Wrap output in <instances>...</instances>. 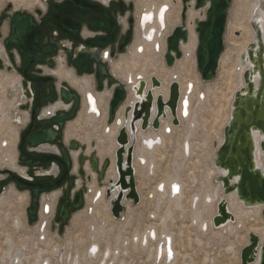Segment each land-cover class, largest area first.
<instances>
[{"label": "water", "instance_id": "obj_1", "mask_svg": "<svg viewBox=\"0 0 264 264\" xmlns=\"http://www.w3.org/2000/svg\"><path fill=\"white\" fill-rule=\"evenodd\" d=\"M56 2L58 0H50ZM182 9L180 12L179 24L172 28L169 34L165 37V50L163 60L166 68H172L175 61L182 57L180 49L181 44L186 43L189 37L187 29V11L193 9L201 13V18H196L191 22L196 36L195 61L196 69L200 75V80L204 83L211 82L215 79L219 68V61L223 54L225 43V32L228 11L232 0H180ZM52 11L46 16L49 24L56 27L62 34L69 37H75L74 32L77 29V24L71 21L72 18L86 21L92 30H101L107 36L96 40H88L86 46L96 47L97 52L80 53L78 56L70 57L72 66L76 68L79 74H95L98 89H103V80L107 79L109 84L117 81L114 74L110 71L112 61L106 63L103 61V56L106 58L107 51H102V47L112 43L115 36L120 34L124 26L129 24L128 35L134 33V20L131 17L127 22L125 14L110 12L103 6H93L91 3L83 0H68L62 5H53ZM97 12V18H93L88 14L89 10ZM40 14L39 10L35 11ZM1 24V17H0ZM255 29V47L254 44L248 47L242 56L241 61L245 62V56L248 61L253 64V68L258 70L259 82L254 89L252 79V71L245 70L243 78V86L234 93L231 103V114L227 125L223 128L222 143L218 146L215 152L213 165L225 171V175H217L214 180L221 184L223 193L229 194L234 192L237 199L244 206L261 205V217L264 220V174L255 167V148L252 142V133L264 138V44L262 40L261 30L258 24L253 22L250 24ZM40 31L37 23L30 14L15 12L10 18V34L4 41V46L7 50L13 49L22 57L29 59L31 62H47V55L51 54V47L47 44V36L44 35L40 41ZM44 48H41V46ZM123 46H120V50ZM158 50V46L155 45ZM102 51V53H101ZM126 55H132L128 51ZM102 56V57H101ZM109 56V53H108ZM123 56V55H122ZM119 56H114L116 60ZM3 68V61L0 59V69ZM8 69V68H7ZM109 69V71H108ZM20 74L28 80L37 84V92L41 93V85L49 80L50 77H40L26 75L23 69L18 70ZM139 80L138 92L143 95L146 92L145 100L142 103H137L132 109L130 105H126L122 110V118L126 121L133 113L134 120H140V130L147 131L159 130L160 121L167 119L168 114L171 116V124L179 125L178 104L180 99L179 85L176 82H171L168 87V98L159 95L156 98L153 96V91L161 87V83L155 77L149 79V87L144 79ZM105 83V82H104ZM58 90L51 86L49 92L42 99V104L46 107L40 110L42 117L30 128L26 129L18 146V153L21 154L20 159L26 161V164L40 166L44 163H50V170L38 167L36 183L29 184L19 180V188L26 186L32 187L31 205L33 209H29V218L33 219L36 212V202L40 192L49 191L58 187L72 173L75 172L84 180V189L86 185L92 182L91 174L95 175V180L101 181L106 171L110 166V161L101 162L95 152V141L89 144L90 153H86V148L80 147L75 141H71L70 147L67 148L60 144L57 149L49 150V144H52L57 136L60 135L59 130L64 126L65 122L73 121L81 109L80 97L76 90L71 89L66 83H60ZM191 92V84L188 85L187 94ZM254 94V95H253ZM128 95L127 86L121 82L115 84L112 88L111 98L108 102L107 120L110 123H115L119 127L115 138L117 148L115 150V167L118 172V180L115 183L114 189H118L117 198L114 200V205L111 208V214L114 218H118L122 213L121 200L125 193L124 199H131L133 203H139V197L136 192V181L134 178V170L132 167L133 160V145H129V137L137 132V129L131 125L130 133L127 132L125 126H121L117 118L120 109ZM186 98L182 104L185 105ZM57 102H61L67 108L53 110L52 107ZM151 113V115H150ZM154 113V114H152ZM182 116L185 117L184 111ZM137 121V122H138ZM108 131V127L106 128ZM168 133V128L165 129ZM28 138V146L31 149H26L25 142ZM128 148L125 150V148ZM47 147L46 150L41 148ZM259 147L264 151V140H261ZM37 149V150H34ZM81 152H80V150ZM47 152H50L47 154ZM77 152L76 166L72 157V153ZM54 165V166H53ZM52 170V171H51ZM59 172L58 178H51L49 173ZM237 179L235 183H230L233 179ZM74 176H70L69 186L78 187V181H74ZM108 184H112L109 180ZM82 186V185H81ZM177 188L178 186L175 185ZM111 187L106 190V197L110 196ZM113 189V190H114ZM177 190V189H176ZM82 190L76 192L73 199L71 191L67 189L64 193V202L57 210V220L65 223L69 217L67 207L77 210L82 207L83 196ZM178 194L172 188V195ZM214 227L218 228L226 224L228 221H233L231 214L227 212L226 202L218 203L217 214L213 217ZM151 238L154 234L150 233ZM165 247L167 250L168 260L172 259L171 238H165ZM92 253H95L96 248H90ZM95 250V251H94ZM240 264H252L258 257L257 264H264V239L255 234H249L248 243L240 250Z\"/></svg>", "mask_w": 264, "mask_h": 264}, {"label": "bare ground", "instance_id": "obj_2", "mask_svg": "<svg viewBox=\"0 0 264 264\" xmlns=\"http://www.w3.org/2000/svg\"><path fill=\"white\" fill-rule=\"evenodd\" d=\"M30 1H31L30 5L37 4V7L40 5L43 7L44 5L42 3V0H30ZM251 2L253 3H251L249 7V16H248L247 22H249V26L251 27V30L253 32V37H252V32H251L250 38L239 46L240 48H239V53L236 59V67H234L236 69V85H235L234 90L231 92L228 98L229 99L228 100V105H229L228 121L230 119L231 103L233 100L234 93L243 86L242 75L244 71L245 70L252 71L251 80L253 81L254 89L257 88L258 82H259L258 70L255 71V69L253 68V64H251L248 61L247 56H245L244 63L241 61L242 54L246 50H248V47H252L250 45L254 44L253 47H255V50L257 47L255 45V42H256L255 41V29L250 25L253 22L258 24V27L261 30L262 40L264 44V0H251ZM177 4H179V0L178 1L177 0H156V2H151L150 4L142 8L137 14L138 31L136 33L137 34L136 40L134 42V45L132 46L133 53L131 57L128 59H121L120 62L118 61L114 64L112 61V64H111L112 73L116 76V78L118 77L119 80L127 86L128 95L125 100V103L123 104L122 108L120 109L118 113L117 118L119 119L121 126L126 127L128 133H130L131 131L130 127L132 123L135 129H137V132L133 135V137L132 136L129 137L128 146L134 143L132 144L133 145L132 167L134 170V178L138 175V177H140L141 179L143 176V179H144L143 182H145L147 178L150 177V175L153 176L156 170V162H155V159H152L151 155H153L155 152L159 151L161 148H164L166 146L167 138L171 136L173 132L176 131V128L179 127L181 123L183 122H188L189 129L187 133L185 134L184 139L181 142V145H180L181 149L179 151H181L180 152L181 157L183 158H185L188 154L192 152L193 149H192V144L190 143L191 139L189 141V137L196 125L195 124L196 120L194 118V108H193L194 97L197 96V103H202V100L205 99V97L207 96V93H209L208 92L209 84L205 85L204 92H202L203 90L200 89L198 75L195 71L196 69V61H195L196 36H195L193 25L191 24V22H193V20L196 18H201V13L199 11H194L193 9H189L187 11V29L189 32V37H188L187 42L181 44L180 46L182 57L175 61L172 68L167 69L162 65V56L165 50L164 39L171 31L172 25L174 23H176L174 25L179 24L178 15H177L175 22L173 24L170 23V20L173 18L174 8ZM236 30H239V29H236ZM155 45L158 46V50L155 49ZM2 51H3V47L0 46V59L5 64V62L7 61L5 60V58H3ZM149 52L153 54L155 53L159 54L161 66H163L162 69L156 66L155 65L156 63L154 64L153 62L151 63V61H149V62H145L144 66L146 65L147 67H150L151 71L155 72V73L151 72L150 76H146L142 74L143 73L142 71L141 73H135V74L128 73L125 76L122 74V70L126 69V67L123 66V64H126L129 60H133L134 58H137V57L145 58L144 56H146V54H148ZM105 57L106 59L109 60L108 52ZM222 59H223V55L221 56L220 60ZM263 63H264V59H263ZM219 64H221V61H219ZM60 66H61L60 68L56 70H48V72L52 76H55L56 78H58V81L65 80V82H67V84H69L71 88H73L77 92H80L83 95L84 100L81 105V110H79L80 112H78L79 114L77 115L80 116L83 114L85 122L87 123L92 122L94 124L98 122L99 123L98 125L103 127L101 136H98L97 134H95L96 135V137H94L95 140H91V138L88 135H87L88 137L86 136V137L74 138L75 136L74 132L67 128L65 130L64 137H63L64 141L67 143V141L70 139H75V140L78 139L80 143L86 146L87 154L90 152V148H89L90 142L95 141V149L97 151V155L99 159L103 160L104 158H106V159H109L111 162L107 170L108 172H106L107 174L106 176L108 177V179H106L107 185L104 188H101V187L98 188L99 181L97 180V186H98L97 187L95 175L91 174V176H93L92 177L93 180L90 184L87 185L88 191L85 192L84 194V200L88 202L86 204H89L88 207H91L90 210L87 207L86 212H90V211L92 212L93 209L100 204L102 207L101 211L105 215V221H103L99 225V227H97L95 224L89 225V236H90L89 246L81 254H79L78 252L73 254V256H71V254H67L66 262L70 264H93L95 261H97L98 264H110V262L111 264H125V262L122 260V257L130 255V259L131 258L132 259H136V258L142 259L143 261L141 263L143 264H149V263L150 264H177L178 259H179V252L177 251L175 247V240H173V238L170 236L171 235L170 230L167 228V225H166V222L170 215V214H167L170 212L169 208H168L169 211L164 212V214L161 216L159 220L160 224H159L158 232L155 231L154 227L152 226H149L148 228H146L145 231H143L140 234L134 231L130 239L131 241L130 245L127 247V245H125L126 240L125 239L121 240L120 242L121 249L114 247L112 249L111 255H109V250L106 247L104 249H101V246L99 245L100 243L98 242V237L101 236L102 232L105 230L106 221L110 219L111 208L114 205V200L117 198L118 191H119L118 189L116 190L114 189L115 183L118 180V172L115 167V150L117 148V145L115 143V138L118 133L119 127L117 126L115 121L109 126L106 124L108 102L111 98V91L106 89L105 91L95 92L92 89L93 85L91 83L92 81L90 77L89 78L88 77L73 78L70 70L62 68V64H60ZM152 76L157 78L159 82L161 83V87L153 91V96L155 98L161 95L164 98V100L167 99L168 98V87L170 83L176 82L179 85L180 99H179L178 113H177L178 118H179L178 126H174L171 124V116L169 114H168L167 119H162L160 121L161 127L157 131L151 130V129L147 131L140 130L141 121L137 120L138 121L137 122L136 120H134L133 113H130L126 121L123 120L122 110L124 106L130 105L133 109L137 103H142L145 100L146 92L144 91L143 95H140L138 92V88H139L138 79L146 80L147 88H148L150 85L149 79ZM1 80L2 81H0V90H3L4 94L7 93L8 90L17 86L20 83V78L15 76L14 73H7L3 75ZM166 82H168V85L166 84ZM189 84H191V92L187 94ZM10 91H8V93ZM12 91L13 92L15 91L16 93H19V94L22 93L21 89H18V91L17 89H12ZM19 94L14 95L10 99L4 100V103L8 107L6 108V110L4 109V105L0 101V133L3 132L4 127L9 124V126L4 131V133L7 135L10 145L11 143L18 140L17 133H18V129L20 130L19 124L22 123L19 118L15 119L13 114L11 115V110H10V107L12 106V104L14 105V103L18 99ZM201 94L202 96H200ZM184 98H186L185 105L182 104ZM61 108H67V107L63 106L61 102H57L56 105L52 107L53 110H59ZM182 111H184L185 117L182 116ZM24 121H26V117L24 118ZM227 123L225 125H227ZM12 124H14L15 127ZM68 125L70 124L68 123L67 127ZM107 127H108V131H106ZM166 128H168L169 130L168 133L165 131ZM251 138H252V142L255 148V153H254L255 154L254 156L255 167L259 168L264 174V151H262L259 147L261 140H264V138L259 137L255 133H252ZM222 139H223V130H222V138L219 141L220 144L222 143ZM3 142H5V146H2ZM0 145L4 148V152H5L3 157L1 158L0 168L11 170V171H18L20 174L24 175L23 172L21 173V169L18 168L16 165V154H17L16 151L14 149H11L10 145L6 147L8 143L4 139H0ZM195 145H197V143ZM128 146L125 148V150L128 148ZM218 146L216 144L215 152ZM41 149L46 150L47 147H43ZM77 155H78L77 152L72 153L75 166H76ZM161 158H164V156H162ZM214 158H215V155H214ZM144 170H146V175H143ZM176 172L177 171H175L173 175L166 177L164 180L157 182L155 184L154 189L148 192V194L146 195L148 203L153 202L154 207H155V212L147 213L148 220L151 218V215H154V220L158 218L157 211L165 203L170 206H173L174 210L179 211V214L185 215L186 209L183 204L185 189H184V186L182 187L183 182L180 180V177L178 173ZM225 174H226L225 171H222L220 168L213 167L209 169L208 176H207L209 179V187H207L206 191H203V194L201 193L202 192L201 190L203 189H201L200 190L201 192L199 191L198 194L192 195L190 197V201H189V210L191 212V219H190L191 225L190 226L193 228H196L201 235H206L209 232H214V231H216L218 235L220 234V236H224L225 234H232L235 229L240 228V225L242 224V220L248 218L251 221H253L255 216L260 215L259 214L260 210L262 211L263 209V206L261 205H255V206H249V207L244 206L242 202H240L237 199L236 194L234 192L229 193V194H224L221 184L219 183L214 184L213 180L215 176L225 175ZM109 180L112 181L111 185L108 184ZM236 181L237 179L235 178L230 183L232 184V183H235ZM175 185H177L178 187L176 188ZM110 187H111L110 196L106 197V190L107 188H110ZM172 188L173 190L175 188V191H177L178 194L171 195L170 192L172 191ZM136 192L138 194L139 203H140L142 196L140 197L141 193L138 192L137 184H136ZM150 194H151L152 199H149ZM7 195L9 196L8 198L10 200H14L15 202H18V200L22 198V197H17L20 195L13 194L11 193V191ZM199 195H202V199H198ZM6 196L1 198L0 206L2 205L4 200H9L8 198H6ZM124 196H125V193L123 194V199L121 200V206L123 208L122 213L125 211V208H126L125 206H127V209L130 208V205L128 203H133L131 199H124ZM25 198L26 197H24V199ZM197 199L198 201H196ZM220 201L226 202L227 212L231 214V216L233 217V221H228L226 224L222 225L221 227L216 228L214 227L212 220H213V217L217 214L218 203ZM42 204L43 205L47 204L49 208L51 209V206L49 205L48 202H42ZM200 204L202 205V207ZM210 210L211 211L213 210V214L208 215ZM122 213L120 214L118 218H114L112 214H111V217L114 218L115 220L121 219L123 218ZM130 214L131 213L128 211L127 217L125 219L123 218L125 221L124 225H129V218L131 219ZM40 215L41 213L39 214V218H40ZM4 218H7V214L5 215ZM43 218L45 219V217ZM41 223L38 226V234H37V240L39 242H41V240L42 241L45 240L44 236L47 233V230L45 231V228L40 231L39 227L41 226ZM90 226H93V228H91ZM250 230L251 232H253L250 234L257 235L260 238V240L264 239V223H262L261 226H259L258 223H254ZM149 232H154V238H150L148 236ZM40 236H42L43 238H41ZM135 236H137L138 238L136 241L134 240ZM166 237L171 238V248H172L171 250L173 253L172 259H169L167 261H166V257H167L166 248L164 244L165 243L164 239ZM44 242H46V240ZM135 242H139V243H135ZM247 243H248V240H247ZM92 246L96 248V251L94 250L95 253H92L90 250ZM62 247L60 248L59 246H54L51 251V254H53L54 256H58L59 264H63L60 259L65 254V247L64 246ZM22 250L23 249L19 250L17 252V255H20L21 258H25V255ZM116 250H119L118 255H116V252H115ZM46 255H47V251L39 248V251L37 252L36 257L32 260V264H41V263L52 264L49 258L46 257ZM4 256L9 259L13 256V253L10 251V248H7V251ZM239 260H240V257H239ZM257 263H258V257L256 258L255 262L252 264H257ZM183 264H192V263L190 262L189 259H186L183 261Z\"/></svg>", "mask_w": 264, "mask_h": 264}, {"label": "rangeland", "instance_id": "obj_3", "mask_svg": "<svg viewBox=\"0 0 264 264\" xmlns=\"http://www.w3.org/2000/svg\"><path fill=\"white\" fill-rule=\"evenodd\" d=\"M151 2H156V0H135L133 2L134 9L131 13V16L134 20V33L132 43L128 47V51L132 52V46L134 45V42L136 40V33L138 31L137 14L142 8H144ZM30 3V0H26V2L25 0H0V12H5L4 23L1 28V33L3 34V36H6L7 34L8 20L13 13H34L33 10L37 8V4L30 5ZM251 3H253L251 2V0H232L231 2L226 22L225 43L222 54L223 59L220 60L221 64H219L215 79L211 82L204 83L200 80L199 73L195 69L200 83L199 87L203 90L201 91L204 92L205 85L209 84V93H207L205 99L202 100V103H197V96L194 97L193 108L196 125L192 131L193 134L191 133L189 137V141L191 139L190 143L192 144V152L185 158H183L181 157V151H179L181 149V142L189 129L188 122H183L179 127L176 128V131L167 138L166 146L151 155L152 159H155L156 162V170L154 172V175H150V177H148L145 182H143V176L141 179L140 177H138V175L135 177L138 192L141 193L140 197L142 196V198L140 203L137 205L128 203L130 205L129 209H127V206H125L126 208L122 213V217L125 219L127 217V212L129 211L131 213V219L129 218V225H124L125 221L123 218L115 220L109 213L110 219L106 221L105 230L102 232L101 236L98 237V242L100 243L99 245L101 246V249H104L106 247L109 250V255L112 254V249L114 247L121 249L120 242L123 239L126 240L125 245H127L128 247L130 245V239L134 231L140 234L145 231L146 228L152 226L154 227L155 231L158 232L160 224L159 220L164 212L169 211V208L170 212L167 214L170 215L168 217L166 225L170 230V236L173 238V240H175V247L179 252V259L177 264H183V261L186 259H189L192 264H240V250L247 244L248 235L250 233H253L250 230L252 225L254 223H258V225L261 226V224L264 223L263 219L261 218L260 210V215L255 216L253 221L248 218L242 220L240 228L235 229L232 234H225L224 236H220V234L218 235V233L214 231L209 232L206 235H201L196 228L190 226L191 212L189 210L190 197L192 195L198 194L201 189L203 190H201L202 192H200L203 194V191H206L207 187H209V179L207 176L209 169L214 167L213 158L215 155V147L216 144L217 146L220 144L219 141L222 138L223 126L227 123L229 118L228 98L236 85V69L234 67H236V59L240 48L239 46L250 38L252 32L251 27L249 26V22H247L249 16V7ZM179 4H177L174 8L173 18L170 20L171 24L175 22L177 15L179 16L180 20V12L182 9L180 0ZM174 24L172 25L171 30L173 27L178 25ZM0 46L2 47L1 39ZM126 53L127 52H124L122 55H124L125 58H130L126 56ZM122 55L119 56L116 60L111 59V61L114 62L121 59L123 57ZM144 57L145 58L137 57L133 60H129L126 64H123L126 69L122 70V74L125 76L128 73L135 74L141 73L142 71V74L150 76L151 72H155L151 71L150 67H147L146 65L144 66V63L149 61H151V63L153 62L154 64L156 63L155 65L160 69H162L163 66L165 67L163 56V66H161L160 56L158 53L153 54L149 52ZM59 61L60 59L58 58L56 68L53 70L61 67ZM111 68L112 67L110 65V71L112 73ZM7 73H14L15 76H19L17 72L13 71L12 69L9 71L4 68L3 70H0V81H2L1 78L3 77V75ZM56 82L59 84L60 80H57ZM119 82L121 81L118 80L117 83ZM168 82H166L167 85ZM112 88L113 87H105L103 91L108 89L112 92ZM13 93L9 92L8 95L7 93L4 94L3 90H0V101L4 105L5 110L8 107L4 103V100L10 99L14 95H16L15 92ZM200 96H202V94ZM22 101L23 98L20 96L18 97L14 105L12 104V106L10 107L11 113L13 114L14 118H19L21 122L24 120V116L23 113L18 109V104L23 103ZM69 124L70 125H68L66 129L68 128L69 130L74 132V138L86 137L88 135L91 140H95V134H97L98 136H101L102 134L103 127L99 126L98 122L96 124L92 122H85L83 114L80 116L77 115L76 119ZM106 124L109 126L112 123L108 122V120L106 119ZM12 125L15 127L14 124ZM8 126L9 124L5 126L3 132L0 133V139H4L8 143L6 147L10 145L7 135L4 133ZM19 127L21 129V125H19ZM17 143L18 140L11 143L10 145V148L14 149L17 153L16 160L19 156ZM196 143L198 146L195 145ZM95 152L97 154L96 150ZM4 153V148L1 146L0 163ZM162 156H164V158H161ZM106 160L110 161L109 159L104 158L103 160H101V162H104ZM175 171H177L176 173H178L180 180L183 182L182 187L184 186L185 189L183 199V204L186 209L185 215L179 214V211L174 210L173 206L165 203L157 211L158 218L154 220V215H151V218L148 220L147 213L155 212V207L153 202L148 203L146 195L148 194V192L154 189L157 182L173 175ZM6 172V169L0 168L1 177L6 176ZM106 175L107 174L105 173L104 178L99 181L98 188H104L107 185L106 179H108V177ZM143 175H146V170L143 171ZM213 183L216 184L215 180H213ZM8 191H11V193L13 194L20 195L17 197L22 198L18 200V202L10 200L8 198L9 196L7 195L9 193ZM87 191L88 189H86L84 193ZM5 193L7 195H5L6 198H8L10 201L4 200V202L0 206V219L2 224H4L0 229V233H2L4 241V244L0 242V257L4 254V252L7 251L8 244L6 240L8 238L13 240L15 237L16 246L14 247L18 249L21 245V249H23L22 251L25 255V258H21L22 264H32V260L36 257L39 248L47 251L46 257L49 258L52 264H59L58 256H54L53 254H51L52 248L54 246H59L60 248L62 246L65 247V254L60 260L63 264H70L66 262V255L71 254V256H73V254H75L76 252L81 254L90 244L89 225L95 224L97 227H99V225L103 221H105V215L101 211V205L99 204L97 207H95L92 212H86L89 204H86L88 202L85 200L83 206L72 214L70 220L67 222L63 230L59 231L57 226L52 224L53 221H51L52 219L51 216H49L50 214L46 215V217L48 218L46 221H51V224L50 226H48L47 233L45 235L46 242H39L37 240V227L42 222L40 218H38L34 222V224L27 225L25 223L26 210L30 206L29 197L27 198V195L24 192H18L15 188H13L12 183L10 182L7 183V191ZM55 194H57V192H55L54 195ZM54 195H45L41 203L45 200L46 202L49 201L48 203H56V197ZM24 197L26 198L24 199ZM149 197V199H152L151 194L149 195ZM198 199H202V195H199ZM198 199L196 201H198ZM88 209L90 210L91 207H88ZM210 211L208 215L213 214V210L211 212ZM6 214L7 218H4ZM19 219H21L25 224L23 228H18L9 223L11 220ZM90 227L93 228V226ZM137 239V236H135L134 240L136 241ZM115 252L116 255H118L119 250H116ZM122 260L125 262V264H143L141 263L143 261L142 259H130V255L122 257ZM93 264L98 263L97 261H95Z\"/></svg>", "mask_w": 264, "mask_h": 264}, {"label": "flooded vegetation", "instance_id": "obj_4", "mask_svg": "<svg viewBox=\"0 0 264 264\" xmlns=\"http://www.w3.org/2000/svg\"><path fill=\"white\" fill-rule=\"evenodd\" d=\"M67 1L68 0H58L56 2H52L50 0H42V3L44 4L43 7L40 5L36 9L33 10L34 11L33 14L29 13L34 18V20L36 21L38 29L41 30L40 31V41L42 40L44 35H46L47 36V44H49L51 49H52L51 54L46 56L48 61L42 62V63L31 62L29 59L20 56L17 51H15L13 49L7 50L5 48L4 41L9 37V34H10V18H11V16H10V18L8 20V24H7V27H8L7 28V34H6V36H3V34L1 33V28H2L3 23H4L5 12H0V17H1L0 39H1L2 47H3V54L2 55H3V58H5V60H7V62H5V64L3 62V68L0 70H3L5 68L6 70L10 71L12 69L13 71L17 72V74L19 75L18 77L20 78V83L17 86L11 88L10 89L11 91L10 90H8V91H10V93H13L12 89H17V91H18V89H21V91H22V93H20L21 95L19 93H16L15 91L14 92L16 94H19L23 98V101H22L23 103L18 104V109L22 113H24L23 115L26 117V121L23 120L22 123L19 124V125H21V129L20 130L18 129L19 131H18L17 148L21 142L23 132L26 129L30 128L32 125H34L38 120H40L42 118L40 116V110L43 107L44 108L46 107L45 105L42 104V99L44 98L45 94L49 92L50 87L53 86V87H55L56 90H58L60 88V86H59L60 83H66L67 84V82H65V80L60 81L58 84L56 82L58 80V78H56L55 76H52L48 72V70H53L56 68L58 58L60 59L59 62H60V64H62V68L70 70L73 78H82V77H88L89 78L90 77V79L92 81L91 83L93 85V90L95 92H101V91H103V89L105 87H113L118 82V79L116 78L115 75L114 76L117 79V81L113 82L112 84H109L107 79H104L103 80V85H104L103 89L99 90L98 86H97V80H96L94 73H92V74H79L77 72L76 68H74L72 66V62L70 60V57L73 58L75 56H78V54H80V53H88L89 51L97 52V46L91 47V48L86 46V43L88 40H96L99 38H105L107 35L104 34V32L101 30L90 29L88 22L82 21V20L76 19V18L71 19V21L73 23L77 24V29L74 32L75 37H69L67 35H64L56 27L49 24L46 20V16L52 11L51 7L53 5H55V6L56 5H62L64 3H66ZM83 1L89 2L93 6H103L107 10H109L110 12L114 11L117 14L118 13L121 14L120 11H123L122 14H125V16H126L125 20L127 22L132 17L131 13L134 9L133 2L135 0H83ZM41 7L44 9H42ZM36 10H39L41 13L39 15L36 14L35 13ZM88 14L93 18H97V12H94L92 9L88 11ZM128 28H129V24L126 23L122 32L119 35L117 34L115 36L114 41L112 43H109V44L105 45L104 47H102V51H107L109 53V58H110V60L103 58L104 62L108 63L111 61V59H113L114 56H121L124 52H128V47L132 43V39H133L132 34L130 36L128 35V30H129ZM40 46H41V48H44V46H42V45H40ZM120 46H123L122 50H120ZM102 51H101V53H102ZM5 54H6V56H5ZM62 61H64V62H62ZM20 69L25 70L26 75L50 77L51 80H49V81H47L41 85V93L38 94L37 84L33 81L28 80L25 76L20 74L18 71ZM108 71H109V69H108ZM67 85L69 86V84H67ZM69 87L71 88V86H69ZM71 89H73V88H71ZM77 93L79 94V97H80V105H82L84 97L80 92H77ZM8 95H9V93H8ZM19 95H18V97H19ZM11 115H12V113H11ZM70 122H72V121H70ZM70 122L64 123L63 128L61 130H59L60 135L57 136V139L52 144H49V150L51 149V151H52L54 149H57L60 144H63L65 147L69 148L71 141H75L77 144H79L80 147L82 146L83 148H86V146L84 144L80 143L78 140H75V139H70L67 141V143L64 141L63 137H64L65 129L67 127V124ZM28 138L29 137L26 138L25 147H26V149L33 150L32 148H30L28 146ZM34 150H37V149H34ZM80 152H81V150H80ZM49 153L50 152H47V154H49ZM20 156H21V154L19 153V156L16 160V165L18 168L21 169V173L23 172L24 175L20 174L18 171L6 170L7 171L5 173L6 176H3V177L0 176V200H1V198H3L6 195L5 192L7 191V183L10 182V183H12L13 188H15L18 192H24L27 195V198L29 197L30 206L26 210V222H25L27 225L34 224V222L39 218V214L41 213L40 220L42 221V223H41V226L39 227L40 231L43 230L44 228L46 231L48 226H50L51 221H53L52 224L57 226L59 231L63 230V228L65 227L67 222L70 220L72 214L80 209L79 208L77 210H74L70 207V205H68L67 211H68L69 217H68L67 221L65 223H62L61 220H57L56 213H57L59 206L61 204H63V202H64V193L67 189H69L71 191V198L73 199L76 192L82 190V192H83L82 193L83 204H84V201H85L84 200V194H85L84 191L87 189V187H86V189H84L85 188L84 187V180L82 178H80L79 175L75 172L74 174L72 173V175L74 176V181L79 182L80 185L78 187L69 186V179H70V176H72V175H70L58 187L51 189L49 191L40 192L38 200L36 202L35 216L33 219H30L28 210L33 209V206L31 205L32 187L26 186L25 188L20 189L19 188V180H21L22 182H27L29 184H34V183H36V176H38V174H37L38 167L50 170L51 166H50V163H44V164H41L40 166H37V167L30 165V164H26V161H22L20 159ZM51 169H52V167H51ZM48 175L51 176V178L56 179L59 176V172L56 171V173H49ZM55 192H57V194L54 195ZM50 194H53L56 197V203H52V202L49 203V205L51 206V209L49 208V206L47 204L43 205L41 203V201L44 199V196L50 195ZM43 202H46V201H43ZM83 204H82V206H83ZM48 214H50L49 216H51V219H52L51 221H46L48 219L46 217V215H48ZM43 217H45V219ZM9 223H11V225H13V226H18V228H23L25 226V224L23 223V221L21 219L11 220ZM3 225L4 224H2L1 219H0V229L3 227ZM40 234H42V233H40ZM1 238H2V240H1ZM41 238H43V237H41ZM44 238H45V236H44ZM6 241L8 244L7 247L10 248V251L13 253V256L10 259L6 258L4 256L6 252H4V254L0 257V264H21V256L17 255V252L19 250H21V245L19 246L20 248H18V249H16L14 247V246H16L15 237L13 240L8 238ZM0 242L2 244H4L2 233H0ZM41 242H44V241L41 240ZM41 264H43V263H41Z\"/></svg>", "mask_w": 264, "mask_h": 264}, {"label": "crops", "instance_id": "obj_5", "mask_svg": "<svg viewBox=\"0 0 264 264\" xmlns=\"http://www.w3.org/2000/svg\"><path fill=\"white\" fill-rule=\"evenodd\" d=\"M128 14H129V13H128ZM132 53H133V50H132ZM126 56H127V55H126ZM127 57H128V56H127ZM129 57H131V56H129ZM121 59H128V58H125V56L123 55V57H122ZM121 59H119V60H117V61H114L113 64L116 63V62H118V61L120 62ZM117 78H118V77H117ZM118 80H119V78H118ZM119 81H120V80H119ZM122 83H123V82H122ZM110 91H111V90H110ZM106 119H107V116H106ZM70 123H71V122H70Z\"/></svg>", "mask_w": 264, "mask_h": 264}, {"label": "built area", "instance_id": "obj_6", "mask_svg": "<svg viewBox=\"0 0 264 264\" xmlns=\"http://www.w3.org/2000/svg\"><path fill=\"white\" fill-rule=\"evenodd\" d=\"M7 61V60H6ZM2 146H5V142L2 143Z\"/></svg>", "mask_w": 264, "mask_h": 264}]
</instances>
